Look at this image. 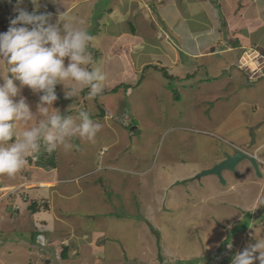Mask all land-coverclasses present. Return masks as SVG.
<instances>
[{
  "label": "rangeland",
  "instance_id": "374dc122",
  "mask_svg": "<svg viewBox=\"0 0 264 264\" xmlns=\"http://www.w3.org/2000/svg\"><path fill=\"white\" fill-rule=\"evenodd\" d=\"M66 1L56 5L57 0H40L38 11L51 12L55 20L58 10L71 3ZM114 1L96 0L95 15L104 14ZM14 6L15 0H0V20L13 15ZM22 7L31 11L33 6L25 0ZM84 7L73 6L60 27L68 23L94 35L89 51L95 63L89 67L105 76L104 90L91 100L88 88L83 90L86 96H81L84 101L64 99V88L57 85L60 98L53 107L74 118L87 110L101 128L95 142L74 138L70 150L42 151L39 159H30L14 177L0 175V186L12 185L8 194L0 187V264H189L190 260L192 264H232L234 255L264 238V164H258L261 176L245 165L232 172L228 177L232 187L214 175H196L225 150L233 152L229 142L236 141L237 135L253 136L254 121L261 128L260 94L251 95L258 101L255 106L244 92L234 98L229 95V86L222 81L229 75L242 78L234 80V87L251 83L235 64L227 65L223 53L195 60L179 55L178 66L168 69L172 76L167 67L155 71L153 63L154 69L128 66L121 72L118 68L116 73L121 75L108 80L113 75H105L106 51L117 49L123 36L113 45L117 30L108 20L98 25L95 17L80 24ZM248 19L242 21L250 26ZM237 20L235 16L233 23ZM8 26L0 23V31ZM260 28H264L261 22ZM263 33L261 29L260 36ZM109 63L110 68L118 65ZM208 77L218 79L220 87L216 89ZM23 94L38 113L40 94L27 88ZM238 101L244 105L227 115ZM22 129L18 126V131ZM22 173L57 182L27 192L30 185L18 189ZM43 197L49 200L50 210L32 212L31 200ZM85 238L92 243L79 251L80 241L88 243ZM61 243L71 245L66 259L59 256ZM92 245L101 247L104 256H92Z\"/></svg>",
  "mask_w": 264,
  "mask_h": 264
},
{
  "label": "clouds",
  "instance_id": "9594fccd",
  "mask_svg": "<svg viewBox=\"0 0 264 264\" xmlns=\"http://www.w3.org/2000/svg\"><path fill=\"white\" fill-rule=\"evenodd\" d=\"M29 2L31 11L22 7L25 0H15L16 14L7 30L0 31V175L8 177L21 172L30 159H39L42 151L70 150L74 138L95 142L101 128L87 110H80L74 118L53 107L60 98L57 85L63 86L64 99L77 97L85 88L89 100L103 92L105 76L89 67L95 63L89 51L93 37L86 28L68 23L61 29V21H68L66 10H58L53 20L51 12L38 11L40 0ZM25 88L40 94L38 113L31 110ZM18 126L23 129L18 131ZM244 153L264 164L255 155ZM256 261L264 264V238L232 257V264Z\"/></svg>",
  "mask_w": 264,
  "mask_h": 264
},
{
  "label": "crops",
  "instance_id": "0c3cea01",
  "mask_svg": "<svg viewBox=\"0 0 264 264\" xmlns=\"http://www.w3.org/2000/svg\"><path fill=\"white\" fill-rule=\"evenodd\" d=\"M63 1L64 0H57L56 5L59 2L62 4ZM68 2L71 3L65 5L64 9H62L67 12H71V9L75 5L77 10L85 5L83 13L80 15V24H82L83 21H89L90 19L94 20L96 18L97 22H100L98 25L105 20L111 22L117 30L116 41L113 45L118 43L120 37L123 36V41L118 44L117 49H110L109 47L106 51V56L109 59L107 60L105 75L107 76V72L112 74L113 76L107 78L111 81H114L121 75L116 73L118 68H120L121 72H124L128 66H137L138 70L143 67L142 70H144L146 66H152L154 69V64H157L155 71H160L161 68L167 67L168 76H172V73L169 75L168 69L173 70L178 66L176 59H178L179 55L195 60L223 53L228 57V59H226V62H228L227 65L235 64L236 70L243 73L237 67L238 60L241 59V56H246L247 54L257 56L260 53H264V33L260 36V31L261 29L264 30V28L259 29L260 22L264 25V0H115L114 4L108 9L105 8V13L103 11L104 14L100 16H96L94 13L96 10V0H67L66 3ZM61 4L59 5L61 6ZM57 8L58 6L54 9ZM235 16H237L238 20L234 24ZM10 17L11 16H8L7 19ZM249 17L251 20L248 19ZM260 17L262 19H260ZM243 19H248L250 26L247 25L246 21L243 22ZM253 21H255L254 27ZM102 24L104 25V23ZM3 27L5 28V26ZM105 30L106 29H104V31ZM99 31L101 30H97V32ZM91 45L92 43H90V46ZM255 60L256 59L252 60V63H254ZM111 61L118 64L116 68H110L109 62ZM223 63L225 62L222 61V64ZM217 66H220L219 63ZM208 78H212V80L208 79V81L212 82V85H214L216 89L220 87L221 83L218 79L213 77ZM226 78H228V80L222 79V81H225L229 86L230 96L234 98L235 94L237 95L238 93L244 92L250 96L246 98V100H249L252 105L257 104L260 100V113L264 112V75L251 81L246 78L251 85L244 86V84L241 83L240 88L232 85L235 79H242L238 74L229 75ZM256 92V95L260 94L258 101H256L254 97H251V95H254ZM81 96H86L83 91L77 97L82 99ZM240 105L243 106L244 103L239 101L238 103H233L227 115L235 112ZM262 124L261 128H257L256 122L254 121V130L251 132L254 135L242 138L237 135V137H235L236 141L232 140L229 142L230 146L233 147V149L238 148L250 155H255L264 162V123ZM225 151L230 152L232 150L227 149ZM221 152L222 151L219 153L221 154ZM218 161L219 159L216 162ZM35 164L37 163L35 162ZM244 165L251 167L248 161L242 160L236 166L237 172L238 168H242ZM222 175L225 179V186L231 185L232 187L234 184L229 179L232 177V172L223 171ZM243 175L250 176L247 172H244ZM22 176L23 182H21L19 188L25 189L27 185H30L27 192H30V189H38L40 187L41 189L49 188L57 182L56 179L51 177L31 179L23 173ZM251 182H253V179ZM11 186L12 185L0 187L9 191L7 192L8 194L12 190ZM14 195L12 198L13 201ZM44 200L47 199L43 197L42 200L37 201L42 202ZM47 202H49V200H47ZM57 207L56 205V210ZM49 208L50 206L45 210L43 208L38 211H48L50 210ZM64 211L69 212L68 210ZM102 231L100 230L98 232L102 233ZM88 238H85L88 243L80 241L78 245L79 251H83V248H89L92 241L91 239L88 240ZM160 238H162V233L158 234L157 239L160 240ZM95 245H92L94 246L91 249L92 256L103 257L104 254L100 249L101 247ZM70 247L71 245H69V249ZM192 262L193 261L190 260L189 264H192Z\"/></svg>",
  "mask_w": 264,
  "mask_h": 264
},
{
  "label": "water",
  "instance_id": "95a60500",
  "mask_svg": "<svg viewBox=\"0 0 264 264\" xmlns=\"http://www.w3.org/2000/svg\"><path fill=\"white\" fill-rule=\"evenodd\" d=\"M222 156L223 158L219 159V161L213 164L211 167L205 168L199 171L196 175V178H200L205 175H214L220 180V182L225 183V179L222 175V172L230 171V172L236 173L237 171L236 166L242 160L248 161L258 176L262 175L261 172L259 171L258 164L254 160V158L252 156L245 154L244 152L240 150L235 149L233 150V152L224 151L222 153Z\"/></svg>",
  "mask_w": 264,
  "mask_h": 264
},
{
  "label": "built area",
  "instance_id": "2783aa9c",
  "mask_svg": "<svg viewBox=\"0 0 264 264\" xmlns=\"http://www.w3.org/2000/svg\"><path fill=\"white\" fill-rule=\"evenodd\" d=\"M255 60L252 63V60ZM238 68L248 77V79L253 80L259 76L264 75V54L260 53L257 56H251L247 54L242 56L238 62Z\"/></svg>",
  "mask_w": 264,
  "mask_h": 264
},
{
  "label": "trees",
  "instance_id": "16d2710c",
  "mask_svg": "<svg viewBox=\"0 0 264 264\" xmlns=\"http://www.w3.org/2000/svg\"><path fill=\"white\" fill-rule=\"evenodd\" d=\"M15 14L16 13H13V15L10 14V16H11L10 18L5 19V20H0V23H3V26L7 25L9 23V20L11 18H14ZM31 201L32 202L29 204L28 208L30 210H32V212H36L39 209H43V208L46 209L49 206V202H47V200H44L42 202H38L37 200H31ZM33 201H35V202H33ZM69 245L70 244H63V243L60 244L61 251H60V255L59 256L61 257V259H66L67 252H68V249H69Z\"/></svg>",
  "mask_w": 264,
  "mask_h": 264
},
{
  "label": "bare ground",
  "instance_id": "6f19581e",
  "mask_svg": "<svg viewBox=\"0 0 264 264\" xmlns=\"http://www.w3.org/2000/svg\"><path fill=\"white\" fill-rule=\"evenodd\" d=\"M210 190V189H209ZM210 192V191H209ZM209 192H208V194H209ZM43 216V215H42Z\"/></svg>",
  "mask_w": 264,
  "mask_h": 264
}]
</instances>
